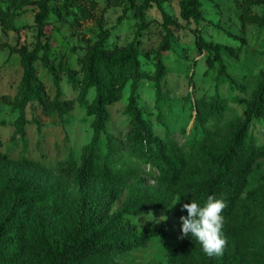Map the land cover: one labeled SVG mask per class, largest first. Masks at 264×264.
I'll return each mask as SVG.
<instances>
[{
	"label": "rangeland",
	"instance_id": "1",
	"mask_svg": "<svg viewBox=\"0 0 264 264\" xmlns=\"http://www.w3.org/2000/svg\"><path fill=\"white\" fill-rule=\"evenodd\" d=\"M23 1L0 0V43L34 46L38 7ZM92 1L93 8L89 0L50 1L52 11L44 29L51 42L49 61L54 66L60 63L57 81L40 60L35 62L36 78L44 84L50 98H54L58 87L59 100H75L69 112L44 115L32 93L19 85V56L9 53V47L0 48V152L10 160L9 174L27 176L46 190L59 188L61 199L39 209L30 219L32 235L50 248L53 239L63 235L67 226L78 223L88 200L91 210L112 212L126 199L128 187L136 181L162 192L164 185L159 175L165 166L154 165L148 153H181L191 166L209 167L207 158L190 146L192 139L203 140L209 147L223 146L254 100L261 103L262 117L249 123L247 135L252 143L264 144V31L241 18V0H201L202 19L198 22L180 17L181 0H164L161 8L174 24L164 27L160 11L152 4L144 14L148 28L142 30L136 25L128 0ZM134 2L139 4L142 0ZM80 7L89 9L92 17H76ZM261 9L254 7L257 13ZM105 30L108 38L104 46L114 54H121L130 46L138 51L136 79H129L121 88L120 99L107 106L108 117L92 158L101 166L102 159L108 157L116 169L110 189L121 191V196L113 202L102 193L99 180L89 178L85 191L78 183L77 167L92 150L95 116L87 113V107L95 98L96 84L86 80L84 72L70 76L66 71L81 68ZM165 40L168 49L160 53V58L166 73L157 87L153 81L155 61ZM214 52L219 53L221 63L212 59ZM131 97L140 108L141 130L149 138L147 154L130 145ZM109 141L113 149L107 147ZM31 161L36 166L26 165ZM72 161L74 167L69 165ZM249 190H256L259 195L255 204L261 224L256 259L250 264H264V157L254 162L248 174L245 191ZM173 202L166 209L126 216L142 231L162 222H154L152 215H165L167 237L153 239L146 248L121 255L119 264H164L167 251L186 238H179V218L187 215L179 200ZM2 218L0 214V222ZM27 264L41 263L29 260Z\"/></svg>",
	"mask_w": 264,
	"mask_h": 264
},
{
	"label": "trees",
	"instance_id": "2",
	"mask_svg": "<svg viewBox=\"0 0 264 264\" xmlns=\"http://www.w3.org/2000/svg\"><path fill=\"white\" fill-rule=\"evenodd\" d=\"M51 0H24L38 7L34 16L36 26V42L32 48L27 45L0 43V48L9 47V53L19 56L22 76L19 82L31 93L41 107L44 115H63L73 109L75 100H59L60 91L56 87L54 98L45 91L44 84L36 78L35 62L40 60L53 73L55 81L59 78L57 67L49 61L50 38L46 35L45 25L52 11ZM133 8L138 29H147L145 10L152 4L156 5L161 14V24L170 28L174 22L161 8L164 0H142L137 4L128 0ZM91 8L95 6L89 0ZM241 18L262 28L264 31V0H241ZM261 7L257 13L254 7ZM201 0H181L179 4L180 17L185 21L198 22L201 16ZM76 17L86 20L92 17L91 11L80 7ZM101 25V17L99 18ZM108 38L106 30L94 44L84 64L79 70L66 68L72 76L79 71L86 74V80L96 84V94L93 102L88 105L87 113L93 114L94 138L92 150L84 157L77 167V180L82 190L89 186V178H95L102 183V193L113 202L121 196V191L110 189L115 179V167L109 158H103L97 165L92 158L98 149V136L108 117L107 106L118 101L121 88L131 79L135 81L137 71L136 47L130 46L121 54H114L104 46ZM168 49L165 40L156 56L153 81L159 86L166 69L160 58V53ZM213 60L221 63L218 52L213 53ZM261 103L254 100L245 112V118L238 129L231 133L229 141L221 147H209L203 140L192 139L190 146L197 154L207 158L210 166L207 168L193 167L181 153L155 155L148 153L149 138L141 130L142 118L140 108L134 103L133 97L128 101V110L132 115L131 147L147 154L149 160L160 168L159 181L164 190L159 192L150 186L136 181L128 187L126 199L117 210L108 212L91 210L90 201L80 213L75 225L66 227L63 235L53 239V248L48 247L41 239L32 235L30 230L31 217L50 202L61 199L59 188L46 190L38 186L27 176L12 175L7 172L10 160L0 152V264H27L29 260L41 264H119L118 258L130 251L146 248L156 238L167 237V222L162 221L156 226L139 231L135 224L126 216L148 214L152 209H166L176 197L181 205L195 201L201 206L209 195L225 199L227 207L222 215L225 218L223 233L227 238V246L222 256L208 257L192 237H186L180 244L169 249L164 264H250L256 259L260 237L261 224L256 209V190L245 191L248 174L254 162L264 157V144L256 145L248 138L249 123L262 117ZM211 111H207L209 113ZM107 147L113 149L111 141ZM161 161V162H156ZM25 162V161H23ZM29 167L36 162H27ZM70 167L75 163L70 162ZM68 175L71 169L67 171ZM187 215L186 210H184Z\"/></svg>",
	"mask_w": 264,
	"mask_h": 264
},
{
	"label": "clouds",
	"instance_id": "3",
	"mask_svg": "<svg viewBox=\"0 0 264 264\" xmlns=\"http://www.w3.org/2000/svg\"><path fill=\"white\" fill-rule=\"evenodd\" d=\"M177 197L173 204L179 200ZM227 203L223 198L209 195L206 202L201 206L195 201L183 203L182 209L186 210L187 216H181V235L179 238L187 236L193 237L208 256H222L227 246V238L223 233L225 218L222 215ZM152 214V213H151ZM152 220L156 223L167 220L165 215L156 218L152 215Z\"/></svg>",
	"mask_w": 264,
	"mask_h": 264
}]
</instances>
